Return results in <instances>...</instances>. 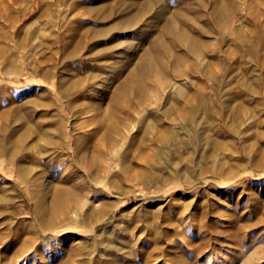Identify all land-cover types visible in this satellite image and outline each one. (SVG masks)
Returning <instances> with one entry per match:
<instances>
[{"label":"rangeland","instance_id":"obj_1","mask_svg":"<svg viewBox=\"0 0 264 264\" xmlns=\"http://www.w3.org/2000/svg\"><path fill=\"white\" fill-rule=\"evenodd\" d=\"M214 79L241 137L198 114L155 149L145 120ZM263 87L264 0H0V264H264Z\"/></svg>","mask_w":264,"mask_h":264},{"label":"bare ground","instance_id":"obj_2","mask_svg":"<svg viewBox=\"0 0 264 264\" xmlns=\"http://www.w3.org/2000/svg\"><path fill=\"white\" fill-rule=\"evenodd\" d=\"M203 73L208 74V71L205 70L203 71ZM210 79H213L211 73H210ZM217 80L219 79H214V86L220 87V89L218 88L219 89L218 91L222 90L220 92L221 94L218 92V94H220V97L222 98L221 101L211 99V96L206 92L207 88L205 90V87L198 85L197 81H193L192 84L195 87L196 92L192 93V95H190L189 93L187 94L188 92L187 86L181 85L176 90L177 98L179 99L185 98L186 105L180 106V104L176 102L173 104L172 101L170 103L168 102V104L164 107V109L160 107V109L163 111L162 116H158L156 118H151V119L148 118L147 120H145L143 125V130L144 132L151 130L152 133L154 134L152 139L155 141L157 145V147H154L155 149L158 150L159 146L160 148L163 147V145L169 143L172 138L174 139V146L176 148L180 149L181 147H183L184 144H186L184 137L194 133L196 129V125H197L196 117L198 114L200 116L207 117V119L212 118V119L224 120L226 125L224 130L226 131V129H228L231 133L230 135L241 137V135L243 134V128H241L239 124L240 121L244 119L246 112L251 110V107L244 104V99H242L244 93L243 90H240L239 92L237 91V93L234 95L229 92L227 93L226 92L227 88L225 87L226 85L224 86L220 84ZM204 84L205 85L207 84L208 87V83H204ZM209 89L210 88H208V90ZM248 91L254 94L256 90L254 86H252V88L248 89ZM262 91L264 92V87L262 88ZM225 94L230 96L225 98ZM255 94H257V92ZM172 112H176V114L171 115ZM129 117L130 120H132L131 115H129ZM131 122L129 123L125 122L123 124L117 121H112L110 126L108 127L109 131L110 130L114 131L113 136H110L111 138L109 139L111 145L110 151L108 152L111 154L108 157L109 164L112 163L115 158V156H113L114 154L113 150L119 151V145L126 143L128 141V138L131 136V133L133 131L135 132L137 123L131 124ZM70 164L71 165L73 164V168H74L71 172V175L80 176V178L81 177L83 178L80 182H78L75 188L77 194L83 197L81 195V188L85 186L89 188V190L93 191L94 184L95 182L98 181L97 177H95L91 169L98 165L97 157L95 154H92V156L89 159V163L85 164L83 161V157L77 155L76 159L70 161ZM76 165L78 167L75 168Z\"/></svg>","mask_w":264,"mask_h":264}]
</instances>
